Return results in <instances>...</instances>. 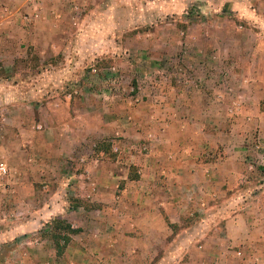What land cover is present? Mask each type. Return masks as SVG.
Masks as SVG:
<instances>
[{
  "label": "rangeland",
  "instance_id": "1",
  "mask_svg": "<svg viewBox=\"0 0 264 264\" xmlns=\"http://www.w3.org/2000/svg\"><path fill=\"white\" fill-rule=\"evenodd\" d=\"M249 30L260 34L257 41L264 46V0H0V165L7 167L6 174L0 172V228L24 221L34 207L50 201L51 192L64 188L56 175L81 174L65 185L91 195H69V207H101L92 200L105 187L103 204L123 223V247L107 258L113 246L104 238L107 262L99 264H255L252 248L251 257H244L237 243L241 231L225 232L231 211L246 204L252 209L257 201L252 184L242 183L243 197L233 181L226 194L207 181L206 167L202 181L188 189L168 182L177 159L240 157L248 173L264 167L254 134L246 137L254 149L224 148L225 140H238L237 129L245 127L236 117L242 94L264 95V82L246 80L237 66L253 36L228 37ZM252 56L253 51L247 58ZM261 60L264 64V54ZM223 61L232 72L222 68ZM206 68L213 72L207 82L200 78ZM166 96L173 116L161 120L155 107ZM77 104L80 108H73ZM50 125L66 132L57 148L47 143ZM71 128L82 134L81 145L72 150ZM37 131H45L46 139L35 145ZM149 158L162 163L156 173L161 192L151 199L163 214L147 213L142 206L147 197L133 199L138 204L133 211L122 197L125 188L141 189L138 180ZM117 159L128 162L117 170L128 169V177L114 185L95 169L99 160L102 168L115 170L107 165ZM191 170L185 168V174ZM168 202L181 208H167ZM105 230L109 237L114 229ZM55 231L52 223L31 237L36 246L48 238V250L55 248L50 236ZM23 238L0 247L3 264H26L27 251L17 252L27 245Z\"/></svg>",
  "mask_w": 264,
  "mask_h": 264
},
{
  "label": "crops",
  "instance_id": "2",
  "mask_svg": "<svg viewBox=\"0 0 264 264\" xmlns=\"http://www.w3.org/2000/svg\"><path fill=\"white\" fill-rule=\"evenodd\" d=\"M231 1H239V0H231ZM241 1H248V0H241ZM242 34V33H241ZM239 33H231L228 37H233V39H245L246 36H253L254 40L250 46H245V51L242 55H239L237 66L243 71V77L246 80H250L255 83L264 82V64L262 63V56L264 54V46L259 45L257 41V37L260 35L255 30H249L248 32H244L243 35ZM227 37V36H225ZM228 38V39H231ZM225 49V53L231 54L229 48L227 46H221ZM253 51V58L250 57L251 52ZM210 53V52H206ZM233 54V53H232ZM261 54V57H259ZM241 59V60H240ZM253 59V60H252ZM222 68H227L229 70V65L221 63ZM228 72H232L229 70ZM213 73L209 69H205L200 78L202 81H208L209 74ZM230 75V73H229ZM225 80H228L225 78ZM243 99L241 100L244 102L243 108L239 111L237 119L242 121L245 127L239 126L237 129V134L239 139L236 141L233 140H225V149L228 150H244L246 148L255 149L256 147L261 150L260 153L263 155L264 151V108H263V100L264 95L258 91L255 93L254 96L249 94L243 93ZM209 100H213V97L207 95ZM171 98L166 96V100L158 104L155 108L160 112L161 120L171 118L173 116L172 112L169 109V105L171 102ZM210 102V101H209ZM77 103H80L79 100ZM191 104H193L190 101ZM151 104V99L147 101V105ZM155 105V104H154ZM165 105V106H163ZM163 106V107H162ZM192 106V105H191ZM197 106V105H196ZM195 106V107H196ZM149 107V106H147ZM252 107V108H251ZM48 108V107H47ZM75 109H79L80 105H76L73 107ZM209 112V111H208ZM212 112V111H211ZM226 111L223 112V116L227 115ZM79 117V116H78ZM77 119V116L75 117ZM250 120L248 122L247 120ZM162 123V122H161ZM48 131L52 134L51 143L52 147L57 148V143L59 142V138L61 135H64L66 132L63 133V129L58 126H49ZM67 134L72 135L74 146L70 147L71 150L77 148V146L81 145V135L79 130H75L74 128L70 129ZM213 133V131H209ZM251 132V133H250ZM249 133V135H248ZM45 131H37L33 133L31 142L33 144H37L40 139L45 138ZM250 134H254L253 136H257L258 142L251 146V141L247 140V136L249 137ZM243 138V139H242ZM248 141V143H247ZM216 142H212L211 145H215ZM38 145V144H37ZM151 156V155H150ZM144 161V160H143ZM100 162V166L95 169L97 172L100 173V177H103L104 180H109L111 183L115 184V180L117 178H127L128 177V169H125L124 173L120 174L117 170L119 166H123L124 163L128 164V162L122 161L120 159L113 160L109 162V165L112 169L115 170H107L103 167L102 161ZM175 165H177V172H175V177L171 178V184L176 186L177 188H185L188 189L190 187L189 184L193 182H201L203 179L202 175V167H206L209 173L207 174V181L213 184H218L221 191L229 194V188H226L229 183L235 181L238 184V188L236 190L237 195L243 196V192H245L244 183H249L255 187V197L257 201L254 202V206L250 209V206L246 204L244 207H240L235 209L229 213L227 219L225 220V232L227 236L231 234L233 230L241 231L240 238L237 239V243L244 247V257H251V254L248 253L249 248H252V255L254 256V262L256 264H264V167L259 166L261 169L255 170L254 172H247L246 170V162L240 157H223L217 160H211L208 162H198L193 160H176ZM162 164V163H161ZM158 159L149 158L145 163H143V170L144 174H142L141 182L142 187L141 189H135L134 192L129 191V189L125 188V191L122 194V197H126V199L130 200L131 210L133 208H137L138 204L133 199H137L138 197H147L146 203L142 202V206L146 208L148 214H163L162 213V206L156 203L155 198L151 199L153 196L157 195L161 191L159 190V186L157 183H161L159 181L160 177L157 175V168L162 166ZM164 164V163H163ZM96 166V165H95ZM254 166V165H253ZM195 169L193 172L191 170L192 175L187 176L185 174V168ZM263 167V168H262ZM95 168V167H94ZM122 169V168H120ZM112 171V172H110ZM117 171V172H116ZM252 174V177H251ZM81 176V174H75ZM74 175V176H75ZM154 177H153V176ZM57 179L56 182H59L60 186H63L61 190L53 191L50 194V201L34 207L32 210V216L25 218L24 221L21 222H14L12 225L7 227L0 228V247L4 244L15 240L19 236H25L23 240L27 239V245H23V247L19 246L18 253L22 251H27V255L22 256L26 264H99L102 261L107 262V258L112 255L113 250H117V248L123 247L122 243V234L120 231L123 229V223H121L111 212V208L107 207L103 202L107 201L108 196V189L105 187H99V190L95 195H93V202H97L101 205V207L93 208V209H86L84 206L78 207H69L68 204V197L69 195H73L75 197H85L87 195H91V193H87L89 191L82 192L79 189L70 185L67 180H73L74 176L69 175L68 177H62L61 175H56ZM77 176V177H78ZM164 181V179H163ZM177 182V183H176ZM228 182V183H227ZM243 183V184H242ZM241 184V185H240ZM110 185V184H109ZM112 185V184H111ZM173 186V187H174ZM158 189V190H157ZM233 189V188H232ZM81 191V192H80ZM85 193V194H84ZM163 193H166L163 191ZM124 201L125 198H122ZM259 200V202H258ZM138 201V200H137ZM142 201V200H141ZM180 203V202H179ZM146 204V205H144ZM181 204V203H180ZM176 203L168 202L167 208H181V205ZM123 210V209H122ZM134 215L130 214L128 217H133ZM150 216V215H149ZM59 217L66 219L75 229H78L76 234L72 235V240L69 243L66 251L62 255L57 254V250L54 247H49L48 250L44 248L47 246L45 243V239L42 242H39V245L36 246V241L31 237V234L37 232L39 229H43L44 226H47V223L50 222L51 219ZM151 217V216H150ZM127 226V223L126 225ZM144 226V225H143ZM106 227H111L114 230L112 231L109 237H106L105 233ZM146 229V227H145ZM91 231H94V236L96 235V239H93V234L91 235ZM126 236V234H125ZM107 238L110 242L113 249H109V255L106 258L104 247L105 243L103 239ZM126 238L128 240H132L130 235H127ZM94 240V241H92ZM112 248V247H111ZM17 248L13 253H16ZM115 253V252H114ZM0 250V264H3V259ZM18 255V254H17ZM92 255L97 258L98 260L93 261ZM9 258H12L14 254H8ZM90 258V259H89ZM93 261L92 263L90 262Z\"/></svg>",
  "mask_w": 264,
  "mask_h": 264
},
{
  "label": "trees",
  "instance_id": "3",
  "mask_svg": "<svg viewBox=\"0 0 264 264\" xmlns=\"http://www.w3.org/2000/svg\"><path fill=\"white\" fill-rule=\"evenodd\" d=\"M52 223H55V230L57 231L50 236L54 241L57 254L60 256L65 252L67 246L72 240V235L76 234L78 229H75L66 219L59 217H55L53 222L47 223V226H50Z\"/></svg>",
  "mask_w": 264,
  "mask_h": 264
},
{
  "label": "built area",
  "instance_id": "4",
  "mask_svg": "<svg viewBox=\"0 0 264 264\" xmlns=\"http://www.w3.org/2000/svg\"><path fill=\"white\" fill-rule=\"evenodd\" d=\"M0 172H1L2 174H6V172H7V167H6L4 164H1V165H0Z\"/></svg>",
  "mask_w": 264,
  "mask_h": 264
}]
</instances>
